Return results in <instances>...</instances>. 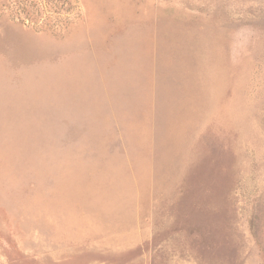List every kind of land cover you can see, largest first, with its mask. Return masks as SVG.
<instances>
[{"label": "rangeland", "instance_id": "1", "mask_svg": "<svg viewBox=\"0 0 264 264\" xmlns=\"http://www.w3.org/2000/svg\"><path fill=\"white\" fill-rule=\"evenodd\" d=\"M43 1L0 0V264H264V0Z\"/></svg>", "mask_w": 264, "mask_h": 264}, {"label": "trees", "instance_id": "2", "mask_svg": "<svg viewBox=\"0 0 264 264\" xmlns=\"http://www.w3.org/2000/svg\"><path fill=\"white\" fill-rule=\"evenodd\" d=\"M13 2H15L17 4V13L19 12L18 9L21 8V10L23 12H25L26 14V18L27 20H31L32 22H34V15L35 14H39V6H37L36 0H13ZM44 3L48 2L43 1ZM52 1H49V3H51ZM46 6V4H45ZM51 9H44V13L43 14H63L62 13V6H59V4H56L55 6H50ZM60 16V15H59Z\"/></svg>", "mask_w": 264, "mask_h": 264}]
</instances>
